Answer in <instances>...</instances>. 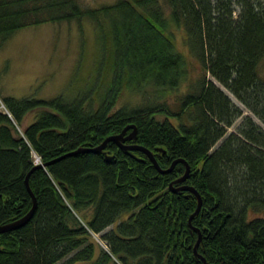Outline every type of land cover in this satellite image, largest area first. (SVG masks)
Returning <instances> with one entry per match:
<instances>
[{
  "label": "trees",
  "instance_id": "obj_1",
  "mask_svg": "<svg viewBox=\"0 0 264 264\" xmlns=\"http://www.w3.org/2000/svg\"><path fill=\"white\" fill-rule=\"evenodd\" d=\"M85 17L101 29L108 21L112 32L113 78L97 109L87 107V93L73 100L0 96L6 108L0 110V225L32 208L25 181L34 155L50 162L30 173L38 199L32 219L0 234V264H203L194 254L199 234L188 222L198 200L190 190L170 189L185 174L183 163L163 175L143 151L128 154L114 142L103 152L66 156L131 123L136 143L153 150L163 169L176 159L189 164L187 180L176 186L202 197L192 222L208 264H264V217L249 219L251 209L264 212V127L254 119L264 123L257 68L264 58V0H117L92 9L76 0H0V38ZM170 20L185 28L204 71L179 97L180 109L160 120L168 114L160 98L188 76L187 60L168 34ZM215 80L254 115L244 116L235 132L229 128L244 112ZM149 86L163 90L151 99ZM124 90L144 99L114 111ZM43 106L57 112L43 111L21 132L25 116Z\"/></svg>",
  "mask_w": 264,
  "mask_h": 264
},
{
  "label": "rangeland",
  "instance_id": "obj_2",
  "mask_svg": "<svg viewBox=\"0 0 264 264\" xmlns=\"http://www.w3.org/2000/svg\"><path fill=\"white\" fill-rule=\"evenodd\" d=\"M76 1L84 9L99 8L117 2V0ZM168 34L174 40L175 49L187 60L188 76L179 90H167L160 98L162 102L168 104V114L158 115L160 120L166 119L167 115L176 113L180 109L179 97L183 92H187L189 84L204 71L187 47L185 28L176 26L170 20ZM113 56L112 32L110 23L106 20H103L102 29L87 17L82 20L41 23L18 29L7 40L0 38V96H11L20 100L21 98L53 100L57 96H62L73 100L76 96L87 93L90 95L87 107L97 109L111 86ZM257 68L259 78L264 80V58ZM216 83L244 112V115L237 119L236 124L229 128V132H235L244 116L250 114L254 117V115L235 98L231 91L218 81ZM162 90L156 91L149 86L146 92L151 99H154ZM143 99L140 93L124 90L114 111L124 105H137ZM0 110L6 112L2 101ZM43 111L57 112L45 106L33 109L23 119L19 130L22 132L33 124ZM254 119L264 127L263 122L256 117ZM172 122L177 124L178 121L172 118ZM127 217L128 214H124L117 223ZM252 217L263 218L264 212L258 213L251 209L249 219ZM117 223L106 231L112 230ZM93 237L98 246L107 248L99 235L94 234ZM99 252L97 248V255Z\"/></svg>",
  "mask_w": 264,
  "mask_h": 264
},
{
  "label": "water",
  "instance_id": "obj_3",
  "mask_svg": "<svg viewBox=\"0 0 264 264\" xmlns=\"http://www.w3.org/2000/svg\"><path fill=\"white\" fill-rule=\"evenodd\" d=\"M137 135H138V127H136L135 124L131 123L130 125L124 127V129L121 132H119L118 134L109 135L98 146H95V147L89 146V145H88V147L87 146H80L76 150L68 153L66 156L77 155L78 153H88V152L99 153V152H103V151H105V148L107 147L109 142H114V143H116V145L118 146L119 149L124 150L128 154L134 155L133 154L134 151H140V152L143 151L147 155V157L152 161V163H154L156 169H158L160 171V173L163 175L172 172L177 163H183L185 165L186 172L182 177H179L170 183V189L173 190L174 193L180 192V191L190 190L193 194H195L196 199L198 200V206H197L195 212L190 216L188 222L190 224L192 231L198 232V234H199L198 240H197L196 245L194 247V254H196V256L203 261V264H208L204 255L201 253L200 254L198 253V249H199L201 241H202V232L199 229H197L192 222L193 219L200 213V210H201L202 204H203L202 197H201L200 193L198 192V190L194 189L193 187H190L188 185L176 186L177 184L184 183L187 180V178L191 172V168H190L189 164L184 159H176L171 164V166L163 169L160 166L158 159H156V156H155V153L153 150H150L149 148H146L143 145L140 146L136 143V140L138 139ZM159 150L162 151V149H159ZM66 156H63L61 158H65ZM114 157H115L114 155H110V154L106 155V161L110 162ZM61 158H57V159H61ZM48 165H50V162H45V164L35 165V167L33 168L32 171H34L37 168H45ZM30 173L27 174L28 176L26 177L25 182H26V186L28 187L29 193L33 199V204L31 206L32 208L24 216L17 218L15 221L10 222V223H6L5 225H0V234H3V233L8 232V231H14L18 228L25 226L32 219V216L36 211L38 199H37V196L35 197V194L31 188V186L29 185Z\"/></svg>",
  "mask_w": 264,
  "mask_h": 264
},
{
  "label": "bare ground",
  "instance_id": "obj_4",
  "mask_svg": "<svg viewBox=\"0 0 264 264\" xmlns=\"http://www.w3.org/2000/svg\"><path fill=\"white\" fill-rule=\"evenodd\" d=\"M34 157H35V164L41 163V159H40V157L37 154H35ZM37 158H39V160H37Z\"/></svg>",
  "mask_w": 264,
  "mask_h": 264
},
{
  "label": "built area",
  "instance_id": "obj_5",
  "mask_svg": "<svg viewBox=\"0 0 264 264\" xmlns=\"http://www.w3.org/2000/svg\"><path fill=\"white\" fill-rule=\"evenodd\" d=\"M37 160H39V158H37Z\"/></svg>",
  "mask_w": 264,
  "mask_h": 264
}]
</instances>
